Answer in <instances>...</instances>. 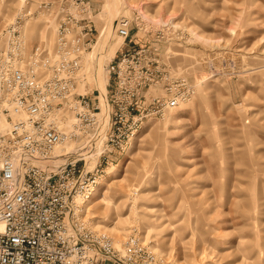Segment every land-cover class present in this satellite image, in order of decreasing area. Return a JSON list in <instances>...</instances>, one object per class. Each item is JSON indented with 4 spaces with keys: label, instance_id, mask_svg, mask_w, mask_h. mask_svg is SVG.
Returning a JSON list of instances; mask_svg holds the SVG:
<instances>
[{
    "label": "rangeland",
    "instance_id": "obj_1",
    "mask_svg": "<svg viewBox=\"0 0 264 264\" xmlns=\"http://www.w3.org/2000/svg\"><path fill=\"white\" fill-rule=\"evenodd\" d=\"M82 1L92 42L75 91L85 87L98 105L92 78L127 43L145 47L190 91L106 153L87 226L114 249L128 237L149 256L145 264H264V0ZM52 7L0 0V67L17 59L21 67L33 46L49 48Z\"/></svg>",
    "mask_w": 264,
    "mask_h": 264
},
{
    "label": "built area",
    "instance_id": "obj_2",
    "mask_svg": "<svg viewBox=\"0 0 264 264\" xmlns=\"http://www.w3.org/2000/svg\"><path fill=\"white\" fill-rule=\"evenodd\" d=\"M52 3L49 48L33 46L21 67L18 59L0 67V264H145L149 256L128 237L114 249L88 227L81 203L106 153L119 150L140 119L184 102L189 87L162 74L145 47L127 43L102 63L96 105L85 87L75 91L92 42L91 8ZM113 23L122 38L123 21ZM62 142L68 147L53 151Z\"/></svg>",
    "mask_w": 264,
    "mask_h": 264
},
{
    "label": "bare ground",
    "instance_id": "obj_3",
    "mask_svg": "<svg viewBox=\"0 0 264 264\" xmlns=\"http://www.w3.org/2000/svg\"><path fill=\"white\" fill-rule=\"evenodd\" d=\"M104 34H105V32H103V33H101V35H100V38L98 39V41H97V43L95 44V46H94V49L98 46L99 47V44H101V42H102V40H103V37H104ZM103 43V42H102ZM102 45V44H101ZM96 49H98V48H96ZM97 51V50H96ZM95 51V52H96ZM85 54V53H84ZM98 55V54H97ZM99 62V61H98ZM99 64V63H98ZM100 65V64H99ZM101 72V71H100ZM99 77H101V78H99ZM90 78V77H89ZM100 79H102L103 80V77H102V74H100L99 75V73L94 77V78H92V81H93V83H94V85H95V88H96V90H97V93H100V90H101V87H100V84H101V82H100ZM93 85V84H92ZM58 147V148H57ZM60 147V148H59ZM68 146L66 145V144H64L63 142L62 143H59L58 145H55V146H53V151L55 150V151H57L58 149H66ZM64 151V150H63ZM57 153V152H56ZM53 155H55V153L53 154ZM93 188H94V186L92 187V189L90 190V192H89V194H88V196L86 197V199L85 200H83V202L81 203V209L83 210V213H84V210L87 208V205H85V203L87 202L88 203V200L92 197V190H93ZM89 205L91 204L90 202L88 203ZM84 217H86V216H84ZM86 220H87V218H86ZM86 223H88V220L86 221ZM89 224V223H88ZM147 251L148 252H150V250L149 249H147ZM151 253V252H150Z\"/></svg>",
    "mask_w": 264,
    "mask_h": 264
},
{
    "label": "crops",
    "instance_id": "obj_4",
    "mask_svg": "<svg viewBox=\"0 0 264 264\" xmlns=\"http://www.w3.org/2000/svg\"><path fill=\"white\" fill-rule=\"evenodd\" d=\"M88 202H90V201H88ZM86 203H87V202H86ZM86 203H85V204H86Z\"/></svg>",
    "mask_w": 264,
    "mask_h": 264
}]
</instances>
